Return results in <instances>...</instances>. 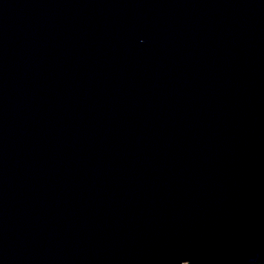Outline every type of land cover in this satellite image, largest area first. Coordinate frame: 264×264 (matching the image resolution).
<instances>
[{
  "label": "water",
  "instance_id": "water-1",
  "mask_svg": "<svg viewBox=\"0 0 264 264\" xmlns=\"http://www.w3.org/2000/svg\"><path fill=\"white\" fill-rule=\"evenodd\" d=\"M0 264H264V0H0Z\"/></svg>",
  "mask_w": 264,
  "mask_h": 264
}]
</instances>
